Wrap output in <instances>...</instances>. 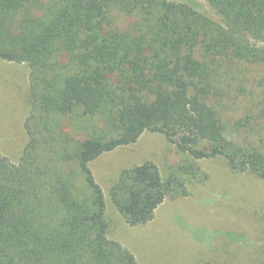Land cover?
<instances>
[{
	"label": "trees",
	"instance_id": "trees-1",
	"mask_svg": "<svg viewBox=\"0 0 264 264\" xmlns=\"http://www.w3.org/2000/svg\"><path fill=\"white\" fill-rule=\"evenodd\" d=\"M206 1L219 21L198 0H0V59L30 68L26 143L16 163L0 153V264H138L108 235V202L144 225L206 158L264 179V151L227 136L239 113L215 88L222 63L264 73V0ZM144 132L188 156L179 173L146 160L105 195L91 164Z\"/></svg>",
	"mask_w": 264,
	"mask_h": 264
},
{
	"label": "rangeland",
	"instance_id": "rangeland-1",
	"mask_svg": "<svg viewBox=\"0 0 264 264\" xmlns=\"http://www.w3.org/2000/svg\"><path fill=\"white\" fill-rule=\"evenodd\" d=\"M198 1L220 20L206 0ZM120 19L122 25L131 21L129 17ZM29 72L26 63L0 59V153L15 163L27 140L23 122L29 110ZM250 75H241L222 63L216 74V98L229 100L239 113L229 119L227 136L264 151V118L259 123L250 119L235 131V120H244L250 113L259 117L257 109L264 108V73ZM237 100L243 103L240 107L235 105ZM187 158L162 134L144 132L137 142L101 155L91 168L107 195L109 184L124 168L150 160L167 177L178 172ZM198 163L207 176L188 180L189 195L166 198L144 225H128L108 202L109 237L128 247L138 264H194L204 260L264 264V259H258L264 254V179L231 171L221 157Z\"/></svg>",
	"mask_w": 264,
	"mask_h": 264
}]
</instances>
